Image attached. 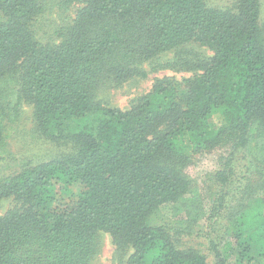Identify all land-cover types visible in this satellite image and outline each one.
Here are the masks:
<instances>
[{
    "label": "trees",
    "instance_id": "16d2710c",
    "mask_svg": "<svg viewBox=\"0 0 264 264\" xmlns=\"http://www.w3.org/2000/svg\"><path fill=\"white\" fill-rule=\"evenodd\" d=\"M54 4L69 14L42 40L35 26ZM145 64L192 75L156 78L126 108L98 97L145 78ZM24 104L33 133L67 151L0 177V264H94L101 232L124 264H209L188 243L196 213L153 220L187 204L186 170L212 152L229 156L213 175L210 218L225 219L213 264L264 256L259 0H0V162ZM238 154L246 194L230 207L222 186Z\"/></svg>",
    "mask_w": 264,
    "mask_h": 264
},
{
    "label": "rangeland",
    "instance_id": "374dc122",
    "mask_svg": "<svg viewBox=\"0 0 264 264\" xmlns=\"http://www.w3.org/2000/svg\"><path fill=\"white\" fill-rule=\"evenodd\" d=\"M41 1V0H40ZM50 1V0H49ZM58 0H52L57 2ZM207 5L218 8H230L234 4V0H205ZM260 3V20L264 19V0H259ZM53 5V4H52ZM58 5L52 6V13L48 11L46 14L50 21H44L41 24L35 26V31L38 37L42 40L50 41L56 40L55 33L52 32L54 24L52 20L55 18L62 19L69 14V11L64 13ZM51 10V9H49ZM191 47V46H189ZM196 51H200L205 55L211 53L204 48L193 46ZM172 53H166L161 56V62L163 64L167 58H171ZM158 65V66H159ZM150 64H145V70L147 76L140 79L139 82H127L123 86L107 90L99 93V98L106 103L119 108H126L129 101L138 94L146 93L150 90L154 80L164 76L173 77L178 81H182L192 75L190 71H176L172 69L160 68L151 69ZM21 117L15 125L5 153V159L0 162V177L11 174L18 171L22 167L37 164L41 161L50 160L56 156L67 151L66 144H54L43 138L38 134L33 133V122L31 120V109L27 105L21 106ZM220 154V153H219ZM222 155V154H220ZM223 158L218 157V153H202L194 157L191 165L187 168L186 172L192 181L193 193L190 191L185 195V199H188L187 204L180 206V208L162 209L157 214L153 222L160 223L163 220L172 221L177 214H186L191 212L196 213L197 222L196 229H201L200 235L192 238H187L188 243H191L198 248L207 257L208 263L213 264L215 261L214 251L212 249V241L217 242L218 237L222 235V228L218 225V221L223 223L224 220L217 218H210V206L211 199L214 196V192L218 190L217 177L213 176L216 171L223 169V164L228 162L229 156L224 153ZM242 161L240 154L235 155L231 161L232 171L228 172L227 168V180L222 186V195L224 197V203L227 206H237L241 198L245 196L244 191V169L242 167ZM218 185V186H217ZM197 195V196H196ZM260 195V194H259ZM197 202H193L191 198H195ZM245 199V197H244ZM185 201V200H184ZM180 210V211H179ZM227 211V210H226ZM225 211V212H226ZM166 214V215H165ZM98 253L94 259V264H124L125 257L116 255L114 244L110 235L106 232H101L97 237ZM246 264H264V256L253 259Z\"/></svg>",
    "mask_w": 264,
    "mask_h": 264
}]
</instances>
